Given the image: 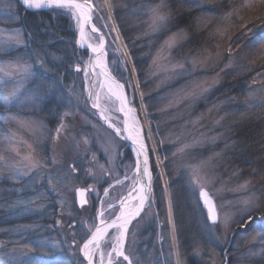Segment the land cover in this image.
<instances>
[{
    "label": "rangeland",
    "instance_id": "obj_1",
    "mask_svg": "<svg viewBox=\"0 0 264 264\" xmlns=\"http://www.w3.org/2000/svg\"><path fill=\"white\" fill-rule=\"evenodd\" d=\"M77 1L92 27L73 8L35 11L71 18L66 45L49 47L26 37L15 0H0V264H88V251L93 264H264V152L242 171L236 161L251 158L232 139L237 126L264 129V75L239 100L215 94L264 63V0H196L195 49L190 27L171 29L168 0H141L128 17L145 83L110 0ZM239 33H249V49L232 46ZM103 46L99 57L143 131L151 176L147 203L136 217L143 202L135 201L128 222L121 207L140 182L137 156L120 137L125 112L90 66ZM202 190L216 203L215 224Z\"/></svg>",
    "mask_w": 264,
    "mask_h": 264
},
{
    "label": "trees",
    "instance_id": "obj_2",
    "mask_svg": "<svg viewBox=\"0 0 264 264\" xmlns=\"http://www.w3.org/2000/svg\"><path fill=\"white\" fill-rule=\"evenodd\" d=\"M170 5L172 6V11L174 12V17L172 19L173 22L170 26L171 29H177L180 25H187L190 27L189 33H192L191 39L188 46H192L195 49V36L194 33V17L200 11L196 0H168ZM112 3V12L115 15L116 21L120 28V32L125 40V43L128 47V50L134 60V63L137 67L139 73V79L143 82L145 78V70H146V57L143 55V46L140 42L141 40L136 39V35L134 33V28L130 25L128 15L132 13L133 10H136L138 7V3H141V0H110ZM257 3V2H256ZM15 4L17 6V14L21 17L20 26L24 29L26 33V37L32 41L36 42L37 45H44L51 47V45H55L61 41V45L65 46V42L69 41L70 32H73V24L71 22V18L66 16V14L58 13L59 11L53 10L50 12H31L26 10L18 0H15ZM262 6V5H261ZM202 8H207L204 5ZM195 10V11H194ZM208 10V9H206ZM194 11V13H192ZM264 15V14H263ZM249 33H244L240 35V33L234 36V40L232 41V46L235 47L236 51H239L241 47L249 49L248 46L252 45L250 41ZM256 38V36H253ZM55 40V41H53ZM55 42V44H51ZM36 43L34 44V47ZM256 66L253 67L250 72L241 73L240 76L237 77L236 80L229 81L226 80L222 88L216 89L215 94H220L224 99H237L240 97H244V94L247 92V87L255 84L257 78H263L264 75V63H257ZM254 69V70H253ZM145 83V82H143ZM216 95V96H217ZM3 107L2 101L0 100V110ZM264 108V107H262ZM255 113V112H254ZM256 115V114H255ZM264 116V115H263ZM234 120H238L234 119ZM259 121V120H258ZM257 121V122H258ZM262 123V121H261ZM232 126V125H231ZM260 125L251 122L250 125H247V128L240 127L237 130L236 127L232 128L235 134L232 137L234 141L239 144V152H243V156L247 154L251 159H238L236 164L239 168H243L242 171L247 172V170H251L253 167H247L249 164L256 163L258 159L255 157L258 154H262L264 152V147H261L262 139V131L264 129L259 128ZM262 138V139H261ZM253 140V142L251 140ZM264 142V141H263ZM242 143V145H241ZM264 145V144H263ZM247 151H246V150ZM241 170V169H240ZM259 216H264V210L259 214ZM239 234H242V232ZM237 233V235H239Z\"/></svg>",
    "mask_w": 264,
    "mask_h": 264
},
{
    "label": "water",
    "instance_id": "obj_3",
    "mask_svg": "<svg viewBox=\"0 0 264 264\" xmlns=\"http://www.w3.org/2000/svg\"><path fill=\"white\" fill-rule=\"evenodd\" d=\"M30 6H31V8H29V10H31L33 12H35V11H49L51 9H59V8H73L76 11V14H78L81 18H82V14H81L82 10L86 9L85 2L77 1V0H54V2L52 4H49V6L39 5L36 1L33 0L32 4ZM89 11L91 12V10H89ZM88 24L89 25L92 24L91 16L88 20ZM87 46L90 47L91 45L88 44V42H87ZM100 53H106L105 52V46H103L101 48L100 52H98L97 55L95 54V58H94L92 64H90L91 67H93L94 64L96 63L97 58L101 55ZM95 67H96V65H95ZM79 70H80L79 68L75 69V71H79ZM108 77L117 85L122 86L118 83V81L115 79V77H113L110 73H108ZM124 107H125L126 111H129L126 94H125ZM98 111H99L102 119L104 120L105 124L109 125L110 124L109 120L106 119L105 116L102 115V113L100 112L99 109H98ZM124 115H125L126 119L129 121L130 120L129 112H126ZM129 129H130V126L126 125L125 131H124V137H122V136H120V137L122 138V140L124 142H126L128 144V146H130L133 149V151L135 152V155L137 156L136 171H137L138 179L141 180L143 178L142 175H144V173L147 171V177H146V181H145L146 182L145 183V186H146L145 200L142 203V206H140V208H138V210L135 212V216L139 217V215L141 214V212L144 209V206L147 203L148 195L150 194V186L149 185L151 183V176H149L150 171H149L148 160L144 161L142 159V156H140V154L138 153V145H136L137 143L130 136V134L128 132ZM116 134H118V136H119L120 132H116ZM145 152H147L146 149H145ZM87 194H88L87 190H84V189H78L77 190V197H78L77 200H78V203L80 205L84 206V205L88 204L87 199H86ZM199 194H201V201H202V204H204V206L208 212V217H209L211 224L217 223L218 222V214H217L218 211H217L216 203H215L214 199L210 196V194L206 190H202ZM118 220L119 219H117L116 221H113L112 223H110L108 225L106 224L107 225V231L104 233L103 238L106 236L108 230H110L111 228H114V226H117L115 224L117 223ZM86 260H87L88 264H92L88 258Z\"/></svg>",
    "mask_w": 264,
    "mask_h": 264
},
{
    "label": "bare ground",
    "instance_id": "obj_4",
    "mask_svg": "<svg viewBox=\"0 0 264 264\" xmlns=\"http://www.w3.org/2000/svg\"><path fill=\"white\" fill-rule=\"evenodd\" d=\"M34 1H36L39 5H46V4H48L49 0H34ZM23 2H24V5L26 4V6H29L32 4V0H23ZM89 8L92 9L91 6H89ZM81 14H82L84 21H86V19L88 20V18H87L88 13L86 11L83 10ZM87 25L89 27H92L89 24H87ZM87 25L84 24V26H86V27H87ZM86 27H85V29H87ZM95 51L98 54L97 49ZM103 63L104 62L102 60V57H98L96 63L93 66V67H95V65H96V67L98 68L97 70L100 72V75H102L101 89L106 94H108L110 97L115 98L119 102L121 111L123 113L124 112L130 113L129 114L130 120L127 123V125L130 126V129L128 132H129L130 136L132 137V139L137 143L136 145H138V153L140 154V156H142V159L144 161H146L147 160L146 159L147 158L146 152H145V149L142 147L145 145V141H144L143 135H142L143 131L141 129H138V127L135 125V121H136L135 114H133V112L131 113V111L124 110L125 109V107L123 105V103L125 101L124 88L122 86H119L116 83H114L108 77L109 72L107 71V68ZM93 73H94V71H93ZM142 176H143V178L140 180V182L136 183L135 186H133L134 187L133 192L128 196L127 201L123 204V207H121V208H123L122 216L125 217L124 220H126L127 222H128V220L131 221V219H132V218H130L131 217L130 213L132 211V210H130L131 209L130 207H132V205L135 203V201L142 203L145 200V194H146V192H145V189H146L145 183L146 182L145 181H146V177H147V171ZM115 190L116 189H114L113 191H115ZM134 192L136 193L135 195H133ZM122 229L125 231L126 227L124 226ZM104 232H105V226H103V224H101V226L98 228L97 232L94 234V236L92 238V242H90V244H92V245L95 243L97 244L98 241H100L99 239H101V237L103 236ZM85 249L88 250V247L85 246ZM89 250H90V248H89ZM90 253L91 252L88 251V252H86L85 255H87L89 261L93 264V261H92V255L93 254H90Z\"/></svg>",
    "mask_w": 264,
    "mask_h": 264
}]
</instances>
